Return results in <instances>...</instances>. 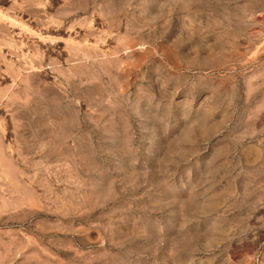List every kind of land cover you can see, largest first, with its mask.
Returning <instances> with one entry per match:
<instances>
[{"label": "rangeland", "instance_id": "obj_1", "mask_svg": "<svg viewBox=\"0 0 264 264\" xmlns=\"http://www.w3.org/2000/svg\"><path fill=\"white\" fill-rule=\"evenodd\" d=\"M0 264H264V0H0Z\"/></svg>", "mask_w": 264, "mask_h": 264}]
</instances>
